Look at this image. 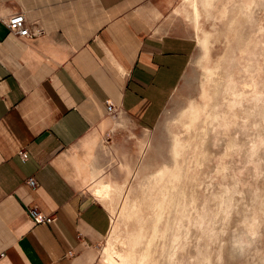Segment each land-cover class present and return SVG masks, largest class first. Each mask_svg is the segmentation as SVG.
Listing matches in <instances>:
<instances>
[{
	"label": "crops",
	"instance_id": "1",
	"mask_svg": "<svg viewBox=\"0 0 264 264\" xmlns=\"http://www.w3.org/2000/svg\"><path fill=\"white\" fill-rule=\"evenodd\" d=\"M180 1L0 0V264H104L93 175L104 142L139 150L184 76ZM15 13L30 37L9 32ZM33 207L53 221L34 224Z\"/></svg>",
	"mask_w": 264,
	"mask_h": 264
},
{
	"label": "rangeland",
	"instance_id": "2",
	"mask_svg": "<svg viewBox=\"0 0 264 264\" xmlns=\"http://www.w3.org/2000/svg\"><path fill=\"white\" fill-rule=\"evenodd\" d=\"M180 4L195 39L182 80L157 125L135 131L139 150L104 142L106 167L93 175L92 196L110 188L93 196L110 215L101 258L264 264V0Z\"/></svg>",
	"mask_w": 264,
	"mask_h": 264
},
{
	"label": "built area",
	"instance_id": "3",
	"mask_svg": "<svg viewBox=\"0 0 264 264\" xmlns=\"http://www.w3.org/2000/svg\"><path fill=\"white\" fill-rule=\"evenodd\" d=\"M6 26L10 33L15 35L18 38H24V37H30L31 34L29 32V29L25 25V17L22 13H15L12 16H10L7 19ZM107 112L109 114H115L116 110L113 108V105L111 103L107 104L106 108ZM23 160H26V158L23 156V153H20ZM26 183L28 186L32 189H35L37 184L33 178H29ZM28 214L34 224H50L53 221L52 216H45L41 212L38 211L37 208H30L28 211Z\"/></svg>",
	"mask_w": 264,
	"mask_h": 264
},
{
	"label": "bare ground",
	"instance_id": "4",
	"mask_svg": "<svg viewBox=\"0 0 264 264\" xmlns=\"http://www.w3.org/2000/svg\"><path fill=\"white\" fill-rule=\"evenodd\" d=\"M174 180H175V176L173 175L171 176V174H168L164 177L162 182L164 183V189L166 190V193H169L170 186ZM109 189L110 188L108 185L97 186V188L93 192V196H96L100 199H104L108 195Z\"/></svg>",
	"mask_w": 264,
	"mask_h": 264
}]
</instances>
